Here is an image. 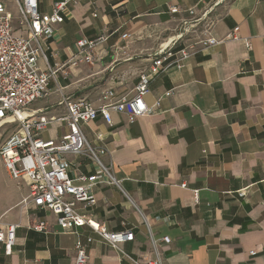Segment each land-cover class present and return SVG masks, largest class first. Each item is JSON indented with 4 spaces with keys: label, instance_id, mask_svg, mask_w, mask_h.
I'll return each instance as SVG.
<instances>
[{
    "label": "crops",
    "instance_id": "crops-1",
    "mask_svg": "<svg viewBox=\"0 0 264 264\" xmlns=\"http://www.w3.org/2000/svg\"><path fill=\"white\" fill-rule=\"evenodd\" d=\"M57 1L39 0L40 11L50 12ZM174 6L181 12L172 13ZM188 17L196 25L176 47L205 32L222 39L238 28V38L198 45L183 68L155 77L145 100L159 105L148 114L131 119L113 111L111 125L100 116L84 126L91 142L109 149L103 158L116 181L94 185L96 204L78 207L109 230H132L135 239L121 247L141 260L157 256L152 235L164 264H264V0H69L45 44L51 63L65 64L50 85L56 100L34 109L57 117L66 111L63 96L98 105L109 90L133 94L160 44L176 40ZM16 31L27 33L21 25ZM101 34L109 37L92 62L70 64L78 39ZM44 132L45 139H59L69 127L53 122ZM96 132L104 138L96 140ZM66 159L73 176L100 174L88 155ZM15 181L29 188L27 180ZM29 195L0 208V229L19 224L10 254L0 243V264H76L78 239L86 264H133L86 224L63 231L53 213L27 202ZM37 218L50 232L33 228ZM164 236L171 242L160 241Z\"/></svg>",
    "mask_w": 264,
    "mask_h": 264
},
{
    "label": "built area",
    "instance_id": "built-area-1",
    "mask_svg": "<svg viewBox=\"0 0 264 264\" xmlns=\"http://www.w3.org/2000/svg\"><path fill=\"white\" fill-rule=\"evenodd\" d=\"M14 2L21 16L20 25L25 27L26 35L16 31L12 24V14L6 8V0H0V127L5 124L20 126L0 146V157L9 176L15 180H27L30 188L27 202L34 204L41 211L53 213L56 216V223L63 231H70L77 225L86 224L111 248L126 256L133 264H164L158 251L159 243L152 235L156 258L145 260L135 258L121 247L122 244L135 239L132 230H109L104 225L94 223L79 209L78 203L87 206L96 204L94 185L99 182L116 181L110 171L112 164L103 158L109 149L103 144L91 142L84 131V126L100 116L111 125L113 111L127 113L131 119L148 114L159 105V100L154 106H149L145 100L155 77L162 72H169L172 68H183L198 45L208 48L225 40L237 39L238 28L222 39L206 36L194 43L176 47V41L190 33L196 25L189 17L184 18L175 35L176 40L170 39L161 43L149 67L140 73L133 94L118 97L114 90H109L103 94L98 105L85 98L72 100L63 96L65 113L50 117L43 114L42 108L31 109L30 105L37 99L48 96L51 82L58 83V72L65 66L63 64L57 67V64L51 63L45 44L53 38V25L64 21L69 0L54 2L50 12L40 11L39 0ZM170 11L181 12L177 6L171 7ZM184 11L189 15L195 14L194 8H187ZM207 13L205 12L204 16ZM130 36L127 32L122 34L123 38ZM108 37L101 34L78 39L73 56L75 58L70 59V64L77 65L78 61L92 62L96 46L105 42ZM247 44L251 46L250 42ZM53 122L66 123L69 132L59 139L43 138L42 133ZM103 138V132H96V140L100 141ZM67 154L90 156L98 166L100 174L71 175ZM239 193L241 196L246 194L244 190ZM18 227V223H10L0 229V243H4L7 254L11 253L16 242ZM33 228L44 233L51 230L49 223L42 218L35 220ZM160 241L170 243L171 238L164 236ZM76 248V264H86V247L80 239L76 242Z\"/></svg>",
    "mask_w": 264,
    "mask_h": 264
},
{
    "label": "rangeland",
    "instance_id": "rangeland-1",
    "mask_svg": "<svg viewBox=\"0 0 264 264\" xmlns=\"http://www.w3.org/2000/svg\"><path fill=\"white\" fill-rule=\"evenodd\" d=\"M6 8L7 10L12 14V24L15 29H17L20 26L21 22V16L17 10L16 4L14 0H6ZM192 16V15H189ZM192 31V29H191ZM206 36V32L203 35L202 38ZM201 39V38H200ZM50 60L51 55L48 53ZM54 84V81L52 82V85ZM51 85V87H52ZM50 93L48 96L37 99L35 102H33L30 105L31 109L38 108V107H46L50 105V102L53 100H56V96H51ZM53 97V98H52ZM48 115H52V113L55 112H49V110H46ZM19 125L16 124H5L4 126L0 127V146L2 143L6 140V138L9 137V135L19 129ZM47 133L43 132L42 137H47ZM51 139V138H50ZM30 191L28 186L25 183H18L17 181L13 180L9 175L8 172L5 169V165L0 157V208H6L10 206H17L20 204H23L22 201L25 197L29 195ZM42 212V211H41ZM40 211H37V215L41 213Z\"/></svg>",
    "mask_w": 264,
    "mask_h": 264
}]
</instances>
